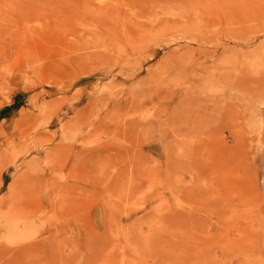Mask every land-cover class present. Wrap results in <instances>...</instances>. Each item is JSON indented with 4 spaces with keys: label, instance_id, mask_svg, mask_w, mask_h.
Segmentation results:
<instances>
[{
    "label": "rangeland",
    "instance_id": "1",
    "mask_svg": "<svg viewBox=\"0 0 264 264\" xmlns=\"http://www.w3.org/2000/svg\"><path fill=\"white\" fill-rule=\"evenodd\" d=\"M248 262L264 0H0V264Z\"/></svg>",
    "mask_w": 264,
    "mask_h": 264
},
{
    "label": "bare ground",
    "instance_id": "2",
    "mask_svg": "<svg viewBox=\"0 0 264 264\" xmlns=\"http://www.w3.org/2000/svg\"><path fill=\"white\" fill-rule=\"evenodd\" d=\"M231 214H233V213H231ZM233 215H235V214H233ZM237 215H238V214H237ZM233 217H234V216H233ZM229 218L231 219V218H232V215H231V217L229 216ZM232 219H233V218H232ZM236 229H237V228H236ZM239 232H240V231H239ZM242 233H243V232H242ZM237 234H238V233H237ZM246 238H247V237H246ZM232 239H233V238H232ZM242 239H243V238H242ZM226 240H227V239H226ZM233 240H234V239H233ZM238 240H239V239H238ZM247 240H248V239H247ZM247 240H246V241H247ZM228 241H230L229 238H228ZM239 241H240V240H239ZM230 242H231V241H230ZM232 242H233V241H232ZM232 242H231V243H232ZM242 242H243V241H242ZM231 243H230V244H231ZM245 243H246V242H245ZM235 244H236V243H235ZM254 247H259V246L254 245ZM255 250H256V248H255ZM251 252H252V251H251ZM243 253H245V252H243ZM248 255H250V254H248ZM252 255H253V253H252ZM255 255H256V254H255ZM242 256H243V255H242ZM246 256H247V255H246ZM260 256H261V255H260ZM243 257H244V256H243ZM245 258H246V257H245ZM254 258H256V257L254 256ZM247 260H249V259H247ZM259 260H260V259H259ZM259 260H258V261H259ZM261 261H262V260H261ZM248 263H249V262H248ZM250 263H251V262H250ZM250 263H249V264H250ZM256 263H257V262H256ZM261 263H262V262H261ZM261 263H260V264H261ZM253 264H254V263H253ZM263 264H264V263H263Z\"/></svg>",
    "mask_w": 264,
    "mask_h": 264
}]
</instances>
